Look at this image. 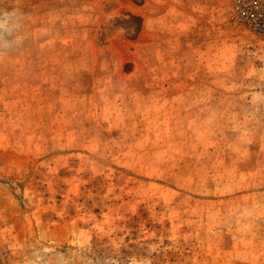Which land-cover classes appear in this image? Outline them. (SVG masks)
Listing matches in <instances>:
<instances>
[{"label":"rangeland","instance_id":"374dc122","mask_svg":"<svg viewBox=\"0 0 264 264\" xmlns=\"http://www.w3.org/2000/svg\"><path fill=\"white\" fill-rule=\"evenodd\" d=\"M0 264H264V0H0Z\"/></svg>","mask_w":264,"mask_h":264}]
</instances>
